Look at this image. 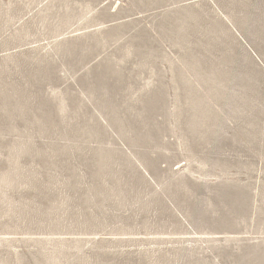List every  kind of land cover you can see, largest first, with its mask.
Segmentation results:
<instances>
[{"label":"rangeland","instance_id":"374dc122","mask_svg":"<svg viewBox=\"0 0 264 264\" xmlns=\"http://www.w3.org/2000/svg\"><path fill=\"white\" fill-rule=\"evenodd\" d=\"M0 264H264V0H0Z\"/></svg>","mask_w":264,"mask_h":264}]
</instances>
